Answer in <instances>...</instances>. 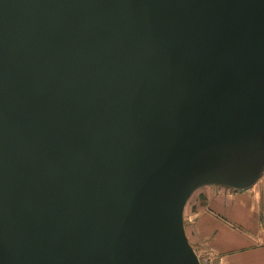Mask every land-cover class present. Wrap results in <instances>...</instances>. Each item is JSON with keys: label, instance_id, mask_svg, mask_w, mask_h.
<instances>
[{"label": "water", "instance_id": "1", "mask_svg": "<svg viewBox=\"0 0 264 264\" xmlns=\"http://www.w3.org/2000/svg\"><path fill=\"white\" fill-rule=\"evenodd\" d=\"M263 172L264 0H0V264H200Z\"/></svg>", "mask_w": 264, "mask_h": 264}, {"label": "crops", "instance_id": "2", "mask_svg": "<svg viewBox=\"0 0 264 264\" xmlns=\"http://www.w3.org/2000/svg\"><path fill=\"white\" fill-rule=\"evenodd\" d=\"M198 188L183 217L201 263L264 264V172L245 188Z\"/></svg>", "mask_w": 264, "mask_h": 264}, {"label": "bare ground", "instance_id": "3", "mask_svg": "<svg viewBox=\"0 0 264 264\" xmlns=\"http://www.w3.org/2000/svg\"><path fill=\"white\" fill-rule=\"evenodd\" d=\"M198 189H199V188H198ZM184 225H185V229H186L185 219H184ZM186 234H187V237H188V239H189V236H188L187 230H186ZM189 242H190V244L193 246V244L191 243L190 239H189ZM193 248H194V246H193ZM194 250H195V248H194ZM195 252H196V250H195ZM196 254H197V252H196ZM197 257H198V259H199L200 264H202L198 254H197Z\"/></svg>", "mask_w": 264, "mask_h": 264}]
</instances>
